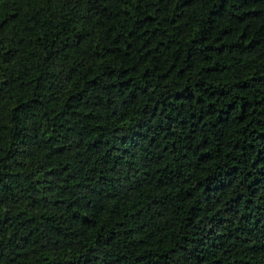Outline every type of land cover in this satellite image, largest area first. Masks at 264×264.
<instances>
[{"label":"trees","instance_id":"16d2710c","mask_svg":"<svg viewBox=\"0 0 264 264\" xmlns=\"http://www.w3.org/2000/svg\"><path fill=\"white\" fill-rule=\"evenodd\" d=\"M0 264H264V0H0Z\"/></svg>","mask_w":264,"mask_h":264}]
</instances>
